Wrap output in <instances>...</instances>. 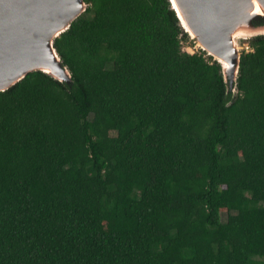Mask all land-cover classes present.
<instances>
[{"label":"trees","instance_id":"16d2710c","mask_svg":"<svg viewBox=\"0 0 264 264\" xmlns=\"http://www.w3.org/2000/svg\"><path fill=\"white\" fill-rule=\"evenodd\" d=\"M85 1L0 91V264H264V34L232 90L169 0Z\"/></svg>","mask_w":264,"mask_h":264},{"label":"water","instance_id":"95a60500","mask_svg":"<svg viewBox=\"0 0 264 264\" xmlns=\"http://www.w3.org/2000/svg\"><path fill=\"white\" fill-rule=\"evenodd\" d=\"M169 1L188 36L220 64L224 81L235 90L237 39L264 34V24L254 23L264 18V0ZM87 6L85 0H0V91L36 70L70 81L54 39Z\"/></svg>","mask_w":264,"mask_h":264},{"label":"rangeland","instance_id":"374dc122","mask_svg":"<svg viewBox=\"0 0 264 264\" xmlns=\"http://www.w3.org/2000/svg\"><path fill=\"white\" fill-rule=\"evenodd\" d=\"M248 39L249 38H244V37L237 39V42L240 46V51H243L245 49V46L248 44V42H247ZM183 49L188 51V52H194V51H199L201 49V47L195 39L189 37V41L183 42ZM225 219H226V214L222 213V220H225Z\"/></svg>","mask_w":264,"mask_h":264},{"label":"built area","instance_id":"2783aa9c","mask_svg":"<svg viewBox=\"0 0 264 264\" xmlns=\"http://www.w3.org/2000/svg\"><path fill=\"white\" fill-rule=\"evenodd\" d=\"M249 50H250V47H249V45L247 44V45L245 46L244 51H249Z\"/></svg>","mask_w":264,"mask_h":264},{"label":"bare ground","instance_id":"6f19581e","mask_svg":"<svg viewBox=\"0 0 264 264\" xmlns=\"http://www.w3.org/2000/svg\"><path fill=\"white\" fill-rule=\"evenodd\" d=\"M256 11L259 12L258 8H256Z\"/></svg>","mask_w":264,"mask_h":264}]
</instances>
